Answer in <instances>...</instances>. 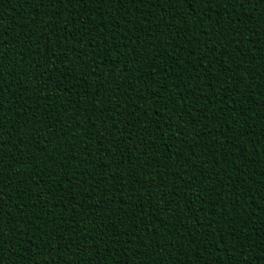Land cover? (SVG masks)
Wrapping results in <instances>:
<instances>
[{
    "label": "trees",
    "instance_id": "16d2710c",
    "mask_svg": "<svg viewBox=\"0 0 264 264\" xmlns=\"http://www.w3.org/2000/svg\"><path fill=\"white\" fill-rule=\"evenodd\" d=\"M0 225L2 264H264V0H0Z\"/></svg>",
    "mask_w": 264,
    "mask_h": 264
},
{
    "label": "snow or ice",
    "instance_id": "6c2138e0",
    "mask_svg": "<svg viewBox=\"0 0 264 264\" xmlns=\"http://www.w3.org/2000/svg\"><path fill=\"white\" fill-rule=\"evenodd\" d=\"M45 2L48 3L52 7H55L57 3H64L65 0H42V6ZM131 2L134 3V2H136V0H131ZM241 2H242V0H241ZM182 135H183V133H182ZM149 174L151 175V173H149ZM75 187H79V185H76ZM153 187H155V185H153ZM0 227H2V225H0ZM6 236H7V232L0 233V242L7 243V241L4 240V237H6ZM173 247H175V245H173ZM0 264H2V261H0ZM245 264H248V262L245 261Z\"/></svg>",
    "mask_w": 264,
    "mask_h": 264
}]
</instances>
